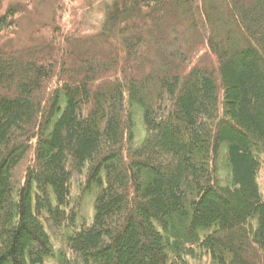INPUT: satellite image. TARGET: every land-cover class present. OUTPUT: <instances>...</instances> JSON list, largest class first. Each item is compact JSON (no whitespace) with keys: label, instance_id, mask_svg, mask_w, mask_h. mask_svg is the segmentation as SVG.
Returning a JSON list of instances; mask_svg holds the SVG:
<instances>
[{"label":"trees","instance_id":"obj_1","mask_svg":"<svg viewBox=\"0 0 264 264\" xmlns=\"http://www.w3.org/2000/svg\"><path fill=\"white\" fill-rule=\"evenodd\" d=\"M0 0V264H264V0H106L101 30ZM90 198V212L84 209Z\"/></svg>","mask_w":264,"mask_h":264},{"label":"rangeland","instance_id":"obj_2","mask_svg":"<svg viewBox=\"0 0 264 264\" xmlns=\"http://www.w3.org/2000/svg\"><path fill=\"white\" fill-rule=\"evenodd\" d=\"M106 0H73L72 6L75 9L82 8L84 11V31L87 34H96L101 30L104 18V2ZM54 9V3L49 0L36 12H29L18 19V26L14 31V42L16 46H23L28 43L35 24L40 20L50 19ZM262 191L264 194V172L260 178ZM84 209L90 212V198L86 199Z\"/></svg>","mask_w":264,"mask_h":264}]
</instances>
